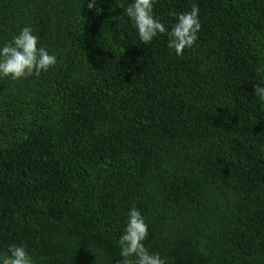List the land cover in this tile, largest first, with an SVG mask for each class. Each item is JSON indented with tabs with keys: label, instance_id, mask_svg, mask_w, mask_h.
I'll list each match as a JSON object with an SVG mask.
<instances>
[{
	"label": "trees",
	"instance_id": "obj_1",
	"mask_svg": "<svg viewBox=\"0 0 264 264\" xmlns=\"http://www.w3.org/2000/svg\"><path fill=\"white\" fill-rule=\"evenodd\" d=\"M129 2L0 0V42L30 25L57 56L0 79V252L118 264L135 206L165 264H264V0H155L166 27L198 5L180 56L138 41Z\"/></svg>",
	"mask_w": 264,
	"mask_h": 264
},
{
	"label": "clouds",
	"instance_id": "obj_2",
	"mask_svg": "<svg viewBox=\"0 0 264 264\" xmlns=\"http://www.w3.org/2000/svg\"><path fill=\"white\" fill-rule=\"evenodd\" d=\"M155 0H130L124 9L127 22L135 29L138 41L148 46L158 35H166V47L170 54L180 56L186 48H191L198 38L201 28L199 8L192 3L190 10L171 12L174 22L165 23L153 13ZM95 7V0H87V8ZM119 27V24H118ZM39 36L32 26L17 28L8 40L0 42V79H24L39 76L57 63L54 52L39 44ZM253 95L264 102V83L253 86ZM148 235V225L140 211L132 206L127 212L124 226L117 239L118 264H165V259L157 252H150L144 245ZM0 264H35L33 257L22 244H10L6 252H0Z\"/></svg>",
	"mask_w": 264,
	"mask_h": 264
}]
</instances>
